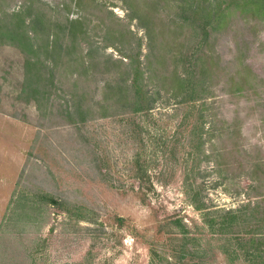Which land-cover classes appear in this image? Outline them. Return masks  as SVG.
<instances>
[{
    "label": "rangeland",
    "instance_id": "obj_1",
    "mask_svg": "<svg viewBox=\"0 0 264 264\" xmlns=\"http://www.w3.org/2000/svg\"><path fill=\"white\" fill-rule=\"evenodd\" d=\"M207 1L0 0L33 45L0 36V264H247L194 205L264 231V13L213 0L204 41ZM136 67L147 113L105 92Z\"/></svg>",
    "mask_w": 264,
    "mask_h": 264
},
{
    "label": "trees",
    "instance_id": "obj_2",
    "mask_svg": "<svg viewBox=\"0 0 264 264\" xmlns=\"http://www.w3.org/2000/svg\"><path fill=\"white\" fill-rule=\"evenodd\" d=\"M250 4L253 5L252 9L255 12L264 13V0H247ZM192 4L191 8H187L189 10L191 18L195 21L197 18L195 15H201L202 18L205 19V22L202 24L203 30V40L206 41L210 32L208 27L210 26L211 30H214V27L211 26L213 20L211 17L214 16L215 19H221L223 17V13L225 9L229 7V5H225L221 7L220 4L215 6L217 9L213 12L208 11L207 8L213 5V0H208L204 5H194ZM186 8H183L185 10ZM220 10V11H219ZM219 11V14L217 15ZM20 14L18 12H13L10 15L9 25H0V36L12 38L14 41L20 42L21 45H28L33 48L31 43L32 37L28 36V34L22 32L23 27L21 24L24 21L19 19ZM40 17V16H39ZM38 15L34 16L32 19V24L42 26V20ZM72 26L70 29V33L74 34V29L76 26V21L70 22ZM35 34V31H33ZM24 33V34H23ZM56 42H53L50 45V41L46 40L45 48L51 49L52 52L55 51ZM126 58V57H125ZM28 65H31L33 68L35 66V62L29 60L27 62ZM204 74V72H203ZM127 77L125 79H121V81H117L114 83H108L105 86V92L107 95L116 96L115 105L121 103V107L123 109H128L131 113H147L150 110L151 105L154 103L153 94L145 89V85L141 82L142 80V72L139 67H136L135 70L126 72ZM31 81V77L29 78ZM34 81V79L32 78ZM181 81H184L181 80ZM193 82V81H192ZM182 84V82H181ZM180 84V86H181ZM197 84V83H196ZM199 86V82L197 84ZM182 87V86H181ZM194 88L195 86L192 85ZM105 110V106H102ZM77 112L79 114H83V111L80 107H78ZM258 169V165L253 168V172ZM194 208L202 213V217L204 223L206 224L209 232L212 234H218L221 236H227L232 229L239 227L246 228L244 235H239L235 240L238 242V252H236L237 256L242 257L243 260L247 264H264V231H262V226L258 223H252V220H255L256 215L259 213L260 207L250 205L249 203L241 206L239 209L234 210H217L215 209L212 214L219 215L215 218L211 217V214L206 211L205 205L201 203V205H194ZM119 222H123V219L119 218ZM175 226L176 233L173 236L180 241H182V246L186 247V241L189 240L186 225L182 222L181 219H176L173 222ZM241 254V255H240Z\"/></svg>",
    "mask_w": 264,
    "mask_h": 264
}]
</instances>
